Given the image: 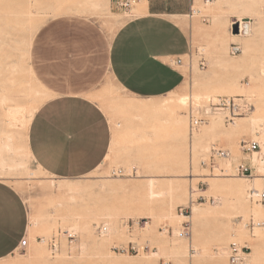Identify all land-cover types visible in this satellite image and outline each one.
<instances>
[{"label":"rangeland","instance_id":"obj_1","mask_svg":"<svg viewBox=\"0 0 264 264\" xmlns=\"http://www.w3.org/2000/svg\"><path fill=\"white\" fill-rule=\"evenodd\" d=\"M28 1L41 8L33 22L38 28L32 34L33 25L20 24ZM95 1L0 0V131L8 123L9 107L16 102L29 111L60 95L82 94L108 114L114 140L103 164L81 178H55L41 171L24 151L22 164L0 165V171L8 175L6 181L0 180L19 191L29 212L30 228L23 236L29 245L16 251L15 262L173 264L169 248L184 243L199 258L191 263L185 257L183 264H229L228 245L238 241L249 247L246 264H264V235L260 234L264 224L254 232L244 225L252 219L264 222L257 216L264 206L249 199L250 190L264 191V178L254 180L251 176L245 181L235 171V166L244 162L256 173L250 162L253 152L242 149L239 156L236 148L246 132L259 143L256 136L264 137V0H222L220 10L200 0L193 7L194 14L191 11L185 17L193 39V51L182 67L185 82L174 94L151 100L174 98L175 104L177 96L201 94L199 102L191 97L187 106L177 111L187 117L178 139L162 120L169 112L126 107L140 99L117 84L111 71L113 38L130 18L125 13L134 3L121 7L118 2L122 0H102L95 6ZM240 16L249 17L243 21L251 20L250 33H237L236 39L231 35V23ZM231 42L240 44L242 52L231 55ZM235 83L245 89L253 87V92L241 95L254 105L243 115L245 123L240 127L227 124L225 114L218 113L192 132L191 111L200 116L210 100L233 96L227 90ZM35 85L50 95L36 93ZM24 113L23 118L28 114ZM213 120H219V128L190 148L189 135L202 132ZM160 123L166 127L156 136L152 128ZM14 128L17 140L24 144L29 127L19 121ZM233 138V144L223 142ZM213 144L228 150L230 159H217L209 165ZM25 167L34 174L25 175ZM151 181L154 198L148 195ZM60 183L78 184L79 189L60 193ZM197 205L205 211L204 217H194ZM86 224L91 231L84 229ZM101 225L108 227L105 235L98 232ZM187 225L189 233L183 234ZM67 231L76 233L73 241L66 238ZM55 235L61 244L52 254L48 240ZM29 258L30 262H24Z\"/></svg>","mask_w":264,"mask_h":264},{"label":"crops","instance_id":"obj_2","mask_svg":"<svg viewBox=\"0 0 264 264\" xmlns=\"http://www.w3.org/2000/svg\"><path fill=\"white\" fill-rule=\"evenodd\" d=\"M145 1L146 11L124 22L110 49L115 81L140 101L160 98L181 87L185 82L183 64L174 61L181 58L184 62L193 51L185 17L193 10L195 0ZM244 136L251 140V133ZM112 142L113 125L108 114L82 94L47 100L28 129L33 160L61 179L81 178L95 171L113 150ZM29 228V212L22 195L0 180V264H19L15 253Z\"/></svg>","mask_w":264,"mask_h":264},{"label":"bare ground","instance_id":"obj_3","mask_svg":"<svg viewBox=\"0 0 264 264\" xmlns=\"http://www.w3.org/2000/svg\"><path fill=\"white\" fill-rule=\"evenodd\" d=\"M132 1H133L134 5L129 11H127L125 13V17H132L135 15H140L146 11V7H145L146 1L145 0H132ZM101 2H102V0H96L95 6H99L101 4ZM209 2L213 4V6H214L213 8L216 10H220L223 8L224 2L222 0H213V2H211V0H210ZM199 4H200V0H195V6L199 5ZM40 9L41 8L38 7L36 2L33 3V1H28V4L25 7V11H23V13H22V19L20 21V24H22L25 27L26 26L29 27L30 25H33L32 27L30 26L32 28L30 34L33 33V30L38 28V26H36L37 23L36 22L33 23V22H34L36 16L38 14H40ZM248 18L249 17L240 16L238 19L242 20L243 24H247L250 27L251 20L243 21V19H248ZM231 35L233 38H236L239 36L238 34H231ZM33 90L36 93L40 92V91H44L48 96L50 95L47 91L42 89L39 85H35ZM227 91H228V93L233 94V96H241V95H243L242 93H244V92H253V87H249L248 89H245L242 86H240L239 84L235 83ZM169 94H171V95L174 94V91L169 93ZM200 95L201 94L197 93V94H194L191 96H189V95L177 96V102H175V104L173 103L174 98H169L168 100H165L164 102H157V101L149 100V101H139L138 103H129L126 105V107H129L132 109L133 108L138 109L141 111H153V112L156 111V113H157V111L158 112L159 111L169 112V117L166 119H162V120L164 121V123L166 124L167 127L172 129V133H173L172 135L178 139L182 135L183 129L186 126L187 117L184 116L183 114H179L180 115L179 116L177 111L179 109H181L182 107L187 106V103L191 99V97H195V99L197 101H198V99H201ZM9 108L10 109L8 110V113H7L8 123H7L6 127L3 129V131L2 130L0 131V134H1V136H0V138H1L0 139V165L2 167L22 164L21 155H22L23 151L26 152L28 154V156L32 158V155H31V152H30V149L28 146V133L25 134L24 144H20L19 141L17 140V135H16L17 131L14 127L17 126V123L19 121L24 123L25 127H29L31 120L33 119L34 114L38 110V107H34L33 109L27 111L26 108L24 106H22L21 103H17V102L13 107H9ZM24 112H27L28 114L26 115V117L24 116V118H23V114H25ZM252 119H255V116H252ZM246 120H247L246 117L239 116L236 118L235 123H233V125H235L236 127H240L241 125H243L245 123ZM166 126H163V124L160 123L156 126V128H152V129H154V133L156 134V136H158V135L160 136V134H158V133L161 131V128L166 127ZM219 126H220L219 120H213L203 127L202 132L190 134L189 135L190 148H192L193 145L197 144L204 136L209 135V133H211L215 129L219 128ZM20 128H21V126H20ZM262 129H263V127H262ZM256 137H258L260 139L261 149L255 150L253 152L252 156L250 157L251 158L250 162L252 163V165L256 166V173L253 171L252 175H251L252 177H254V180H257V178H264V140H261V139H264V137L259 136V135H257ZM151 139H153V138L151 137ZM112 148H113V146H112ZM236 150H237V154L239 156H242V154H243L242 146L237 147ZM224 159L228 160V159H230V157H227ZM227 166L229 167L230 164L227 163ZM39 169L41 171H44L40 166H39ZM24 174L25 175H32V174H34V172L32 170H30L28 167H25L24 168ZM251 176H243L241 178H243L245 181H249ZM0 178L2 180L6 181V179L8 178L7 172L0 171ZM78 189H79V185L73 184V183H60L57 186V190L60 193H63L65 191H76ZM254 189H256V188H254ZM256 190L258 191V189H256ZM148 195H149V198H154L156 196V193L154 192V182L153 181H151ZM201 208L202 207L200 205L194 206V208H193L194 217L200 218V217H204L206 215L205 211ZM257 212H258L257 216L259 218H264V211L263 210L257 211ZM93 223H96V222H93ZM34 224H37V222L35 220H34ZM263 224H264V222H263ZM261 228L262 229L260 231V234L262 236V235H264V227H261ZM84 229L86 231H91V229L89 228V225H87V224H86V227H84ZM241 237L244 238L245 234L243 233L241 235ZM169 251L173 256V264H183L185 257H189L191 263L196 262L199 258V257H197L196 254L193 255L190 252V250L188 249L187 245H185L184 243L174 244L173 246H171L169 248ZM154 254H156V253H154ZM37 257L38 256H36V258ZM37 259L40 260V257H38ZM31 260H32V258H29V259L25 260L24 262H26V261L30 262Z\"/></svg>","mask_w":264,"mask_h":264},{"label":"built area","instance_id":"obj_4","mask_svg":"<svg viewBox=\"0 0 264 264\" xmlns=\"http://www.w3.org/2000/svg\"><path fill=\"white\" fill-rule=\"evenodd\" d=\"M210 0H206L209 2ZM133 3L130 0L120 1L118 5L121 7L131 6ZM194 10H192V14H194ZM238 22L239 25V35H247L250 32V27L247 24H243L242 20H235ZM233 21L231 23V27L234 24ZM241 46L236 42H231L229 53L233 56L241 53ZM174 64L181 65L183 61L181 58H178L174 61ZM202 67L205 66V62H201ZM254 108L252 102H250L245 96H217L216 100H210L208 105L203 110L200 116L194 115L193 111L190 113V130L193 132L198 129L201 124L205 123L209 116L218 113H224L225 121L227 124L235 123V120L239 116H243L249 112H251ZM216 144H213L211 149V154L209 157V165H214L217 159H224L230 157V152L228 150H224L220 147H216ZM240 146L244 151H251L254 152L255 150L261 149V144L258 141L253 140H241ZM206 164V162H204ZM235 171L237 175L242 176H251L252 170L251 167L244 163L240 162L235 166ZM249 199L257 202L264 206V191H257V190H250L249 192ZM245 227L248 228L250 231H255L256 228L263 225V222H257L254 219L249 220L246 222ZM108 227L105 225L98 226V232L101 235H105L107 233ZM183 234L189 233V227H183L182 230ZM67 239L74 240L76 237V233L74 231H67L65 234ZM60 237L59 235L53 236L50 240H48V247L52 254H55L60 249ZM29 245V240L26 237H23L19 243V249L25 250ZM248 249L249 247L246 244H241L238 241H232L227 248V255H228V263L229 264H246L247 257H248Z\"/></svg>","mask_w":264,"mask_h":264},{"label":"water","instance_id":"obj_5","mask_svg":"<svg viewBox=\"0 0 264 264\" xmlns=\"http://www.w3.org/2000/svg\"><path fill=\"white\" fill-rule=\"evenodd\" d=\"M238 28H239L238 22L235 21L234 24L232 25V32H233V34H237L238 33V31H239Z\"/></svg>","mask_w":264,"mask_h":264}]
</instances>
